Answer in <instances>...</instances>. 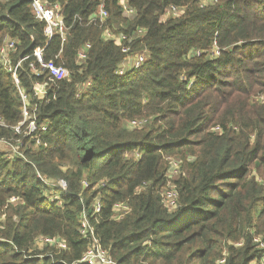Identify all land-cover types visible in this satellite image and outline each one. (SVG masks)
Instances as JSON below:
<instances>
[{"label":"trees","instance_id":"1","mask_svg":"<svg viewBox=\"0 0 264 264\" xmlns=\"http://www.w3.org/2000/svg\"><path fill=\"white\" fill-rule=\"evenodd\" d=\"M201 1L104 0L100 27L89 18L102 0H47L68 28L48 44L33 0H0V139H22L24 155L0 143V264H75L91 246L82 214L118 264H264V0ZM172 6L182 11L176 18L166 16ZM107 29L146 36L118 45ZM5 39L15 42L10 66L21 61L18 84L1 61ZM37 49L70 72L43 99L34 86L49 76L30 67ZM138 55L144 65L121 75ZM21 92L37 115L29 136V123L15 130ZM117 205L128 209L121 218ZM40 237L66 249L40 247Z\"/></svg>","mask_w":264,"mask_h":264},{"label":"built area","instance_id":"2","mask_svg":"<svg viewBox=\"0 0 264 264\" xmlns=\"http://www.w3.org/2000/svg\"><path fill=\"white\" fill-rule=\"evenodd\" d=\"M218 0H202L200 2V7L206 6L208 3H217ZM121 6L123 8V13L125 16L129 19H135L136 13L135 10L128 4L126 1H121ZM32 8L33 13L37 20L44 22V34L46 38L48 39V44L56 37L60 36L62 39H65L68 28L64 23V19L61 15V6L59 4H48L47 0H33L32 2ZM181 9L172 6L169 11L167 12L166 16L169 18H176L180 14ZM109 17L108 11L105 6L104 0L100 3L98 7V13L94 16H91L89 18V22L92 23H98L100 27L104 26L107 19ZM105 36L108 39L115 40L118 45H121V43L125 42L130 38V42H133L134 40H141L146 36V31L142 29H137L134 31V33L131 36L120 34L118 37L114 36L113 31L107 29L105 30ZM15 47V42L10 39L4 40V46L1 49V61L5 67L10 73H13L16 83H19V80L16 76V70H13V68L10 66V60L9 55L12 53L13 49ZM90 45L87 44L83 48H81L78 59L79 62L83 63V61L87 57V53L90 49ZM124 53L128 52V48L123 49ZM200 52H198V55ZM220 54L219 50L216 48L213 52V56L216 57ZM34 62L30 64V67L32 71L34 72V75H36L37 78H42L44 74H48L49 80L47 82L41 83L37 82L34 86V92L37 97L40 99H43L47 95V87L50 86V84L55 83L56 81H62L70 76L69 70L66 68L65 64L63 63H54V62H48L45 58V49H37L34 54ZM56 60H60V55L56 57ZM146 61V58L144 55H138L133 59V64L128 63L125 68H123L120 71V74L122 75L125 70L133 67V68H140L144 65ZM21 64V63H19ZM18 64V66H19ZM90 84L88 83L87 86ZM86 88V87H85ZM84 88V89H85ZM21 96L25 105V109L23 111L25 122L28 121L29 128H28V135H31L33 132L37 131V115L36 112L33 114L30 113L27 110V106L29 105L30 99L21 92ZM24 124V123H23ZM23 124L21 126H23ZM133 124L136 125L134 122ZM7 125L5 122L0 119V127L5 128ZM48 126H42L41 131L45 132L47 130ZM16 131L18 134H21V127H17ZM36 143L38 145L41 144V141L39 137H36ZM11 140H4L0 139V143L7 144L11 146V151L14 155L20 156L24 158L23 153L20 151L21 147L23 146L22 139H18L15 141V145L11 144ZM178 160L172 159L171 167H174V173L177 175L178 172ZM38 177L46 182V178H44L42 175L38 173ZM87 185L86 183H84ZM61 187V186H60ZM171 189V192H168V189ZM169 188L166 190L165 198L167 199V203L165 205L170 207H175V200L177 198V193L174 189V186L172 184H169ZM19 199H12L11 203H17ZM97 211L101 210V203L98 201L96 204ZM116 209L119 211V214L117 215V218L123 217L127 213V207L124 205H117ZM81 235L90 241L91 246L87 250V252L83 255V257L76 262L75 264H118L116 261H114L110 255L105 251L99 244L98 240L95 236V231L92 228V226L89 223V220L85 214L82 215V225L80 229ZM40 242H43V245L40 246ZM36 245L40 247H44L47 245L55 246L58 249H66V245L58 238H49V237H40L36 240ZM221 263H224L222 261Z\"/></svg>","mask_w":264,"mask_h":264},{"label":"bare ground","instance_id":"3","mask_svg":"<svg viewBox=\"0 0 264 264\" xmlns=\"http://www.w3.org/2000/svg\"><path fill=\"white\" fill-rule=\"evenodd\" d=\"M104 36H105V34H104ZM105 39H108V38L105 36ZM108 40H111V39H108ZM19 63H21V61H20ZM19 63H18V64H19ZM20 65H21V64H19V66H20ZM19 66H18V65H17L16 67L13 66L12 68H13V70H15L16 68H17V70H18ZM17 70H16V76H17ZM7 71H8V70H7ZM8 72H9V71H8ZM9 73H10V72H9ZM11 74H12V76H13V78H14L13 73H11ZM14 79H15V78H14ZM23 123H24V124H25V123H28V121L25 122V119H24V121L19 125L21 128H22L21 125H22ZM24 124H23V125H24ZM19 126H18V127H19ZM16 128H17V127H16ZM16 128H15V130H16ZM28 128H29V126L27 127V133H28ZM40 129H41V127H40ZM42 132H43V131H42ZM27 133H26V135H28ZM28 136H29V135H28ZM7 147H8V149L11 150V146H10V145H7ZM171 175H172V174H170V177H171ZM171 178H172V177H171ZM169 184H170V183H169ZM169 184H168V186H167L166 189L169 188ZM175 191H176V190H175ZM176 193H177V191H176ZM165 194H166V191H164V197H165ZM97 202H98V201H97ZM167 202H168L167 199L164 198V203H167ZM176 202H177V198H176V200H175V206H176ZM96 204H97V203H96ZM173 208H175V207H170L169 209L172 210ZM96 209H97V208H96ZM82 215H83V214H82ZM80 229H81V228H80Z\"/></svg>","mask_w":264,"mask_h":264},{"label":"rangeland","instance_id":"4","mask_svg":"<svg viewBox=\"0 0 264 264\" xmlns=\"http://www.w3.org/2000/svg\"><path fill=\"white\" fill-rule=\"evenodd\" d=\"M136 126H135V124H133V123H128V125H127V128L128 129H134ZM179 165H180V163H179ZM179 165H178V167H179ZM169 174H172L171 175V177H172V179H174L177 175L174 173V167L172 166L170 169H169ZM167 189H165V191H166ZM172 190L169 188L168 189V192H171ZM11 204H16V203H11ZM43 245V242H40V246H42Z\"/></svg>","mask_w":264,"mask_h":264},{"label":"crops","instance_id":"5","mask_svg":"<svg viewBox=\"0 0 264 264\" xmlns=\"http://www.w3.org/2000/svg\"><path fill=\"white\" fill-rule=\"evenodd\" d=\"M0 148H1V149H4V146H3V145H0Z\"/></svg>","mask_w":264,"mask_h":264}]
</instances>
